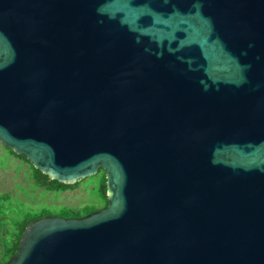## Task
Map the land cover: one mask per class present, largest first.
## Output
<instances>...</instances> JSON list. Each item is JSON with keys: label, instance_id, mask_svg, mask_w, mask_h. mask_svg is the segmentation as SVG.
I'll use <instances>...</instances> for the list:
<instances>
[{"label": "water", "instance_id": "obj_1", "mask_svg": "<svg viewBox=\"0 0 264 264\" xmlns=\"http://www.w3.org/2000/svg\"><path fill=\"white\" fill-rule=\"evenodd\" d=\"M0 143L108 200L4 264H264V0H0Z\"/></svg>", "mask_w": 264, "mask_h": 264}, {"label": "rangeland", "instance_id": "obj_2", "mask_svg": "<svg viewBox=\"0 0 264 264\" xmlns=\"http://www.w3.org/2000/svg\"><path fill=\"white\" fill-rule=\"evenodd\" d=\"M32 172L30 164L0 143V257L24 219L34 221L41 214L69 218L68 209L98 203V176L85 178L74 191L57 193L37 186Z\"/></svg>", "mask_w": 264, "mask_h": 264}, {"label": "trees", "instance_id": "obj_3", "mask_svg": "<svg viewBox=\"0 0 264 264\" xmlns=\"http://www.w3.org/2000/svg\"><path fill=\"white\" fill-rule=\"evenodd\" d=\"M8 149V148H7ZM11 154L16 155L12 150L8 149ZM17 157L23 159L26 163L30 164L24 157L16 155ZM31 165V164H30ZM32 179L34 183L44 188L47 191L50 192H67V191H74L76 190L80 184L85 181V179H82L74 184H63L56 180H51L47 175L41 173L39 170L35 169L32 165ZM95 176H98V184L97 187L94 188L95 193L97 195L98 203L92 204V205H85L83 208L79 210H73L68 209V217H83L93 211L102 209L107 206L108 200H107V188H106V178H105V172L99 168L98 172L95 174ZM48 217V215L41 214L39 215L35 220ZM31 222V220L24 219L21 223L18 224L17 230L13 235L12 240L7 244V246L3 247L2 254L0 257V264H4L7 262L11 257L17 254L18 247L20 240L22 238L23 232L27 225Z\"/></svg>", "mask_w": 264, "mask_h": 264}]
</instances>
